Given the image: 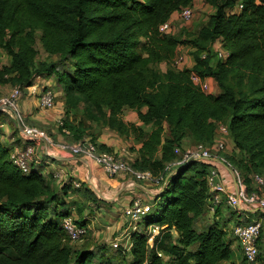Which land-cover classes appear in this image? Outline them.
I'll use <instances>...</instances> for the list:
<instances>
[{
	"label": "trees",
	"instance_id": "16d2710c",
	"mask_svg": "<svg viewBox=\"0 0 264 264\" xmlns=\"http://www.w3.org/2000/svg\"><path fill=\"white\" fill-rule=\"evenodd\" d=\"M194 1L0 0V47L9 58L0 66V82L25 90L36 75L52 77L66 110L82 107L90 121L142 141L132 166L148 171L161 190L150 201L144 229L132 235V264H166L169 241L175 252L170 264L232 259V239L224 226L214 222L197 228L208 213L210 163L173 164L174 149L184 147L186 138L189 145H210L217 124H225L233 143L226 159L240 171L247 189L254 188L253 174L264 176V0H205L213 12L188 40L194 65L160 76L150 70L170 65L181 43L179 34L161 33L160 26ZM216 40L229 51L224 62L210 52ZM191 72L213 78L221 93L203 92L192 84ZM125 108L136 112L148 132L120 119ZM86 135L81 141L89 137L98 144ZM11 150L0 137V264L109 263L104 250L71 245L61 226L71 216L66 193L35 170L19 171ZM85 190L98 200L88 185ZM150 224L160 227L152 246L146 232Z\"/></svg>",
	"mask_w": 264,
	"mask_h": 264
},
{
	"label": "crops",
	"instance_id": "0c3cea01",
	"mask_svg": "<svg viewBox=\"0 0 264 264\" xmlns=\"http://www.w3.org/2000/svg\"><path fill=\"white\" fill-rule=\"evenodd\" d=\"M175 13L172 14L171 17H174ZM218 42L219 40H216L211 46L213 48L212 54H214V48H217ZM189 48L185 47V52L190 51L192 53L194 49ZM183 57L188 60L191 68L194 65L193 55H184ZM35 80L40 86H50L54 89L56 92V107L52 110L41 108L38 103V98L30 94L28 90H25L23 97L19 100L18 108L14 110L0 108L1 141L5 146L10 148V150L13 148L21 149L27 145L34 146L35 153L42 159L44 164L42 167H35L34 170L41 173L47 180H50L56 190L66 193V200L71 209L70 218L74 220L73 217L76 215V221H74L79 225L86 224L88 229L92 230L93 238L97 237V223L100 220L104 221L106 225L104 227L106 228L105 233L109 235V237L104 239L105 242L111 246V243L115 241H122L119 242V244L121 245L123 243L125 247L127 242L122 236L127 228V218L123 214L124 206L136 195H141L146 201L152 200L155 196L148 194L146 190L155 194L159 193V190L155 191L156 189L151 183L143 182L141 184L142 187L131 186L119 193L125 184L131 183L124 175L114 179H107L98 166L68 151L60 150L59 145L62 143L74 145L81 141V138L87 134L93 137L94 140L104 148L123 155L127 162L132 165L135 159L140 155L139 149L142 145V141L137 139L132 133L119 134L106 124L90 121L83 116L82 107H80L77 112L74 110H66L64 107V94L58 87L54 78L45 75H36ZM206 80L212 92L208 94L216 95L221 93L219 85L213 78L207 77ZM11 87L12 85L10 83H5L0 86V96L7 93ZM60 114L64 116L65 121V126L62 129L56 127V119ZM119 117L124 123H133L136 126L144 127L145 131L148 132V126L140 122L135 111L125 108ZM22 124L23 126L27 125L46 131L47 138L34 139L26 136L23 133ZM79 135L80 137L77 138ZM183 143L186 146L189 145L190 142L184 140ZM227 145L228 149L232 151L233 143L230 138L227 139ZM52 152L54 154H52ZM55 171L62 174L61 179L53 178V173ZM218 171L221 174L225 187L228 190H233L234 186L230 172L222 165H218ZM91 175L96 178L97 184H102L104 188L103 193L111 196V199L101 198L94 192L89 182ZM69 180L80 181L83 188L75 191L70 185ZM85 185H88L91 191L97 196V201L89 197L88 191L85 190ZM117 193H119V195H117ZM89 207L90 211L87 210ZM250 214H261V212L258 209H245L244 211H239L229 208L223 203L213 216L206 214L201 217L197 222V226L200 227V229L206 228L211 223L216 222L224 226V229L228 232L227 237L230 238V230L232 227L237 221H241L242 215L245 216V218H251L249 217ZM99 233L101 232L99 231ZM113 233H117V235L111 238L112 236L110 237V235H113ZM171 233L176 237L174 230H171ZM83 243L82 241L79 242L80 247H85L81 246ZM115 244L118 246V243L115 242ZM149 245L152 246L153 244L149 243ZM231 249L233 254V241H231ZM128 252L130 253V251Z\"/></svg>",
	"mask_w": 264,
	"mask_h": 264
},
{
	"label": "built area",
	"instance_id": "2783aa9c",
	"mask_svg": "<svg viewBox=\"0 0 264 264\" xmlns=\"http://www.w3.org/2000/svg\"><path fill=\"white\" fill-rule=\"evenodd\" d=\"M242 5L237 6L234 10H239ZM180 21L184 23L190 22L194 17L193 5L184 7L179 12ZM160 32L166 34H173V21L169 19L160 26ZM214 54L219 61H226L229 56V51L225 50L221 43L218 42L217 48H214ZM8 55L0 47V66L8 62ZM183 59L180 57V62ZM190 80L193 85L200 88L205 93H210V86L206 78L201 77L195 72L190 73ZM28 90L30 94L38 98L39 106L45 110H52L56 107V92L50 86H40L35 80V77ZM18 86H12L11 89L0 96V108L14 110L18 101L23 97L24 91ZM212 93V92H211ZM23 133L34 139H46L47 134L44 130L22 124ZM56 127L64 128V116L60 114L56 119ZM228 128L225 124H217L216 137L212 144L206 145L203 143H196L193 145H186L182 148L176 147L174 153L177 159L173 162L174 165H180L193 160H203L210 163L209 173L207 175V183L211 193V197L207 206V214L213 216L216 210L224 203L229 208L244 211L245 209H258L264 214V176L259 174L252 175V182L254 188L247 189L246 182L240 171L235 168L227 159L226 155L231 151L227 145ZM60 150L68 151L76 156L98 166L105 176L108 178H116L124 175L130 182L140 183L149 182L155 187V191L160 192L161 187H156L158 180L153 178L148 171L140 172L133 168L127 162L123 155L118 153L100 149L98 144L91 141L89 137H85L82 141L74 144H60ZM52 154H54L52 152ZM12 163L22 173H29L35 167H42V159L35 153V148L32 145H27L21 149L13 148L10 153ZM218 165L224 166L231 176L234 186L233 190H228L218 171ZM53 178L61 179L62 174L55 171ZM70 181V180H69ZM70 185L75 188H81V182L78 180H71ZM142 187V186H141ZM149 188V187H148ZM151 200L146 201L141 195L134 196L125 206L123 210L124 216L127 218V228L122 234L127 244L125 249L130 251L132 248V235L139 231V223L142 222L145 216L151 211ZM264 218L257 217L248 223L238 222L232 227V236L239 243L245 261L247 263L257 262L259 250V236L263 227ZM61 226L71 242H78L85 238L88 233L87 226H80L74 222L70 217H65L61 221ZM149 232L148 243H151L155 237L159 235L160 227L150 224L147 226ZM117 246V244H113Z\"/></svg>",
	"mask_w": 264,
	"mask_h": 264
},
{
	"label": "rangeland",
	"instance_id": "374dc122",
	"mask_svg": "<svg viewBox=\"0 0 264 264\" xmlns=\"http://www.w3.org/2000/svg\"><path fill=\"white\" fill-rule=\"evenodd\" d=\"M193 10H194V17L188 23L181 22L177 12L175 13L174 17H170V19L173 21L174 32H176V34H179L181 36V38H180L181 43H180V45L176 51V55H175V57H174V59L170 65L162 63V64H157V65H152L150 67V70L153 71L156 76H157V74H158V76H160V74H163L168 69L190 68V64H189L188 60H186L183 56L184 55L190 56L191 52L190 51L185 52L184 48L190 47L188 40L192 39L195 36V34L199 31L200 27L205 23V21L207 20L209 15L212 14V12H213L212 7L205 0H195L194 4H193ZM36 34L39 35L40 31H37ZM37 48H38V59L41 60L44 58V54H43V51L41 49L39 42L37 43ZM212 49L213 48L211 47L210 52H213ZM180 57H181V59L184 58L182 62H180ZM39 60L37 62H39ZM215 62H216V60L213 59L212 63L214 64ZM160 79H161V77H160ZM2 85H4V82L3 83L0 82V86H2ZM210 91H211V89H210ZM18 103H19V101H18ZM18 103L16 105V108H18ZM189 140H190V138L185 139L186 142H189ZM106 178L107 179H114V178H108L107 176H106ZM99 193H100V196L103 197L102 194H104V193H101V192H99ZM87 210L90 211V207ZM75 217H76V215L73 217L74 220L76 221ZM249 217H251V218H245V216L242 215L241 221H237V223L238 222L248 223L252 219L257 218V217L264 218V214L263 213L255 214V215L250 214ZM75 223H77V222H75ZM97 224H98V225H96V230H97L96 236L97 237L93 238L92 230L88 229L87 235L85 236V238L83 240H81L82 242H84L81 246H85L86 248L96 247L99 249L98 251L104 250L103 254H104V256H106L107 260L109 261V263H107V264H132L131 255L125 249L124 244L123 243L121 245L119 244V242H122V241H115L116 243H118V246L113 245L115 242L111 243V246L108 245L104 240L105 238L109 237V235L107 233H105L106 228H104V227L106 225H105L104 221L100 220ZM100 224H102V225H100ZM145 224L146 223H145V218H144V220L139 223V231L144 229ZM82 226H86V224L85 225L82 224ZM197 228L200 229V227H198V226H197ZM99 231L101 233H99ZM231 231L232 230H230V232ZM146 232H149V230L147 229ZM115 235H117V233H113V235H110V237L112 236L111 238H113V236H115ZM165 237H166V232H162L161 238L164 239ZM173 237L175 238L174 235H173ZM230 238L232 239L233 246H234L233 259H232V261H229L226 264H264V221H263V228L261 230L259 241H258L260 255H259L257 262L247 263L243 259L242 251H241L240 247L238 246L236 239L232 236V234H230ZM79 242L80 241L72 242L71 245L80 247ZM151 243L153 244V241H151ZM167 245H168V247L166 246V252L165 253H167V255H169V256L164 254V258H165L164 262L166 264H170L171 259L174 258L175 252H173L174 250H173V248H171L172 245H171L170 241L168 242ZM162 253H164V252H162ZM93 261H94V263L92 262V264L97 263L96 259Z\"/></svg>",
	"mask_w": 264,
	"mask_h": 264
},
{
	"label": "water",
	"instance_id": "95a60500",
	"mask_svg": "<svg viewBox=\"0 0 264 264\" xmlns=\"http://www.w3.org/2000/svg\"><path fill=\"white\" fill-rule=\"evenodd\" d=\"M89 182H90V185H91V187L93 188V190H94V192L99 196V197H101L100 196V193L99 192H101V193H103V191H104V188H103V186H102V184H97L96 183V178L94 177V176H90V178H89ZM131 186H138V187H141L139 184H137V183H135V182H131L130 184H125L122 188H121V190L119 191V193H121L124 189H126V188H129V187H131ZM147 191V193L148 194H150V195H154V196H157L159 193H152L151 191H149V190H146ZM119 193H117V195H119ZM103 195V197H101V198H105V199H111L112 197L111 196H109V195H107V194H102Z\"/></svg>",
	"mask_w": 264,
	"mask_h": 264
}]
</instances>
